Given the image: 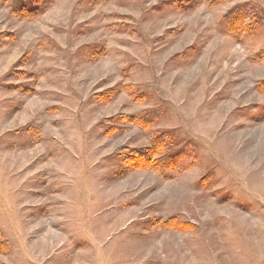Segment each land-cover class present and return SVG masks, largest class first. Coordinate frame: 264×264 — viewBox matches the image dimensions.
I'll return each mask as SVG.
<instances>
[{"label":"rangeland","instance_id":"rangeland-1","mask_svg":"<svg viewBox=\"0 0 264 264\" xmlns=\"http://www.w3.org/2000/svg\"><path fill=\"white\" fill-rule=\"evenodd\" d=\"M11 2L0 264H264V0Z\"/></svg>","mask_w":264,"mask_h":264},{"label":"trees","instance_id":"trees-1","mask_svg":"<svg viewBox=\"0 0 264 264\" xmlns=\"http://www.w3.org/2000/svg\"><path fill=\"white\" fill-rule=\"evenodd\" d=\"M11 9L12 12L20 17V18H35L36 16L40 15L41 13L45 12L49 4L54 0H11ZM237 8V7H236ZM235 9V8H234ZM244 12V11H243ZM246 13V12H244ZM227 20L231 18L238 19V17L231 12L230 15H227ZM163 135L159 137V140L153 147L145 148V149H138L135 151L134 154L127 157V161L132 164V162L141 163L142 165H151L157 170H161L165 172L166 175H174L177 173V159L185 155L186 153L191 154V149L183 146L177 147L168 154L160 155L157 157L156 155L159 154L161 151V142L160 140L163 139ZM156 157V158H155ZM182 158V157H180Z\"/></svg>","mask_w":264,"mask_h":264}]
</instances>
